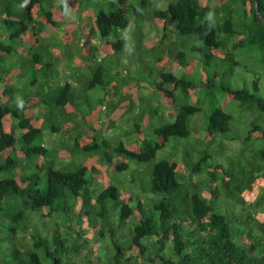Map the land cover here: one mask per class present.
I'll return each instance as SVG.
<instances>
[{
  "label": "trees",
  "instance_id": "trees-1",
  "mask_svg": "<svg viewBox=\"0 0 264 264\" xmlns=\"http://www.w3.org/2000/svg\"><path fill=\"white\" fill-rule=\"evenodd\" d=\"M243 49L264 70V0H0V264H264V126L246 166L221 155L226 104L264 123L259 77L231 83ZM203 110L221 150L164 151Z\"/></svg>",
  "mask_w": 264,
  "mask_h": 264
},
{
  "label": "rangeland",
  "instance_id": "rangeland-1",
  "mask_svg": "<svg viewBox=\"0 0 264 264\" xmlns=\"http://www.w3.org/2000/svg\"><path fill=\"white\" fill-rule=\"evenodd\" d=\"M69 19L71 20H75V16L74 15H69ZM144 38H145V43H150L152 41V39H154L156 36L161 35V31L160 29L153 27V26H149L147 25L144 31ZM131 31H127L125 32V35L130 36ZM63 35V30L61 29V31L57 34V36L61 37ZM170 37H172V33H170ZM92 42H95L97 44L102 43L100 42L98 39L94 40ZM128 48L125 49V51H127ZM236 53V57L237 59L241 62L240 66L237 67L236 71L234 72V79H231V83L233 85L234 88L237 89H241L243 87H247L248 90L252 91V81L253 79L258 76L259 77V84H258V95L264 98V70L263 68H257L256 66V62L258 61L260 53L256 50H248V49H243V50H238L235 52ZM98 55V54H97ZM136 59H133V61H135ZM149 63V62H148ZM135 64H138V62H136ZM151 64V63H150ZM148 64V65H150ZM139 65V64H138ZM170 68V67H169ZM172 68V67H171ZM170 68V69H171ZM173 72L176 73L177 75L180 73L179 68H172ZM126 71L124 70L123 74H125ZM69 74V71H67L66 73L64 71H61L60 77L63 79L66 75ZM142 93L147 96L149 95V90L148 89H144L142 90ZM153 101V100H152ZM154 105H158V106H163L162 103V99L159 98L158 101H154L153 102ZM225 111L228 112L229 114L232 115L233 117V122L231 124V131L230 133H228V136L230 137H235V139L228 141L224 140L226 139L224 136L221 137L219 136L217 138V140H224L223 141V149H222V156L228 157L232 160L235 161V163L239 162L240 158L242 157L241 161L243 166H246L249 163L248 160V155L249 153H251L252 151L257 150L256 152H258V148L260 145V141H258V139L256 138L255 134L252 136V138L250 137V140L247 142H243L244 138L246 137L249 129H251L250 125L251 123H258V125H262L264 126L263 123V119L261 116H259L257 113H250V112H246V111H242L239 109L237 102H231L225 105ZM207 125V113L203 110L195 115L192 116L191 120H190V129H191V134L188 138H182V139H176V138H172L169 141V144L167 145L166 149L164 151H168L171 149V147L176 143V141H181L184 143H189V142H193L195 144L194 148H191L193 150H196V143H201L198 145L200 150H204L205 148L213 151V150H221V146L217 143H215L214 145L211 143L205 144L206 142H202V140H198L197 139V134H199V130L200 129H204L205 126ZM129 126H131L130 122H123L120 121L117 124V130L116 129H108V131L105 133V136L108 139H113V138H121L123 140H127L128 137H126V135L124 134V132L129 129ZM192 130H195L197 133L193 132ZM133 137V138H132ZM132 140H134L135 136H132ZM43 144L45 147L49 148V149H53L58 147L59 145V134H54L49 130L44 131L43 133ZM245 143V145H244ZM246 149V153L244 154L243 152ZM242 150V153H241ZM256 157V156H255ZM255 157H251V158H255ZM226 160V159H225ZM232 162V161H231ZM191 163H189L190 165ZM225 164H229V161L226 160ZM153 163H143L141 165V167L144 169V173L147 175H145L147 182L145 181V183L148 185L149 182V173L150 170L152 168ZM231 165V164H230ZM132 168H134L135 166L133 164L130 165ZM140 176L141 178L142 175L136 176V178L140 181ZM123 182L126 185V192L127 193H131L133 194V196H135V193L133 191V184L130 185L129 183V177H122ZM202 179L198 178V180L200 181ZM132 220L130 219L128 221L129 224H131Z\"/></svg>",
  "mask_w": 264,
  "mask_h": 264
},
{
  "label": "clouds",
  "instance_id": "clouds-1",
  "mask_svg": "<svg viewBox=\"0 0 264 264\" xmlns=\"http://www.w3.org/2000/svg\"><path fill=\"white\" fill-rule=\"evenodd\" d=\"M62 30H63V27H62ZM101 44V43H100Z\"/></svg>",
  "mask_w": 264,
  "mask_h": 264
}]
</instances>
